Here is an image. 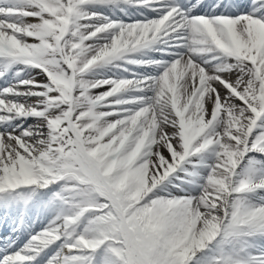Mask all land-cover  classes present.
<instances>
[{"label":"snow or ice","instance_id":"1","mask_svg":"<svg viewBox=\"0 0 264 264\" xmlns=\"http://www.w3.org/2000/svg\"><path fill=\"white\" fill-rule=\"evenodd\" d=\"M0 264H264V0H0Z\"/></svg>","mask_w":264,"mask_h":264}]
</instances>
